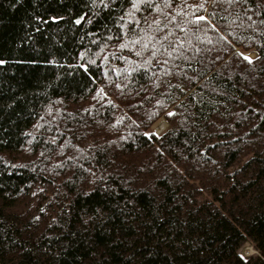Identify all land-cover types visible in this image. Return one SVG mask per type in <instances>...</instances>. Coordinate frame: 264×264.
Masks as SVG:
<instances>
[{"label": "trees", "instance_id": "obj_1", "mask_svg": "<svg viewBox=\"0 0 264 264\" xmlns=\"http://www.w3.org/2000/svg\"><path fill=\"white\" fill-rule=\"evenodd\" d=\"M0 264H264V0H0Z\"/></svg>", "mask_w": 264, "mask_h": 264}, {"label": "rangeland", "instance_id": "obj_2", "mask_svg": "<svg viewBox=\"0 0 264 264\" xmlns=\"http://www.w3.org/2000/svg\"><path fill=\"white\" fill-rule=\"evenodd\" d=\"M250 55L253 56V53L250 54ZM159 121H163L164 123H166L165 120H164L163 118L158 119V120L152 125V129H153V132H154L155 134H159V133H161V132L165 129V127H166V124H165L164 128H162V127H161V123H160ZM162 125H163V124H162ZM239 253H240V255H242V256H248V255H251V254H255L256 252H255V250L253 249V247H252L249 243H244V244L242 245V247L239 249Z\"/></svg>", "mask_w": 264, "mask_h": 264}, {"label": "snow or ice", "instance_id": "obj_3", "mask_svg": "<svg viewBox=\"0 0 264 264\" xmlns=\"http://www.w3.org/2000/svg\"><path fill=\"white\" fill-rule=\"evenodd\" d=\"M167 2V0H166ZM201 19H203V17H201ZM166 38V37H165ZM151 39V37H149V40ZM139 41H134V43H138ZM122 47H124V45H122ZM144 47H147V44L144 45ZM140 53H137V55H139ZM155 54V53H154Z\"/></svg>", "mask_w": 264, "mask_h": 264}]
</instances>
